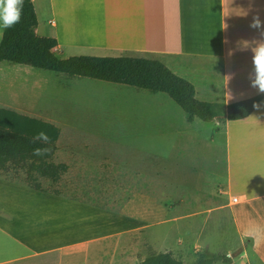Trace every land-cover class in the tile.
Wrapping results in <instances>:
<instances>
[{
  "label": "rangeland",
  "instance_id": "1",
  "mask_svg": "<svg viewBox=\"0 0 264 264\" xmlns=\"http://www.w3.org/2000/svg\"><path fill=\"white\" fill-rule=\"evenodd\" d=\"M215 74L219 81V68ZM194 85L196 99L206 100L205 88ZM0 92L18 102L16 111L60 127L55 161L69 166L57 184L41 179L47 192L29 188L22 172L0 175V226H18L23 208L49 219L25 226L28 241L47 232L49 245L74 246L75 264H139L164 250L191 264L204 249L217 253L204 239L192 243L210 209L225 205L210 217L226 215L228 228L234 225L222 123L191 125L165 93L7 62ZM2 245L14 244L0 234Z\"/></svg>",
  "mask_w": 264,
  "mask_h": 264
},
{
  "label": "crops",
  "instance_id": "2",
  "mask_svg": "<svg viewBox=\"0 0 264 264\" xmlns=\"http://www.w3.org/2000/svg\"><path fill=\"white\" fill-rule=\"evenodd\" d=\"M32 1L37 17L36 34L55 39V51L60 58L89 55L157 60L189 81L195 96L194 83L205 88L206 100L202 101L230 104L258 95L248 79L252 53L236 49L237 41L261 39L255 29L249 28V23L257 10L264 21V0ZM245 11L246 17L242 16ZM218 68L219 81L215 74ZM229 74L234 76L226 83L224 77ZM227 93L233 98L227 100ZM0 107L17 110L21 106L0 92ZM249 116L223 124L224 192L234 225L228 228L226 215H221L220 222L219 218L210 217L224 210L225 205L210 209L192 243L196 248L204 239V248L217 246V253L231 254L230 264H264V108L254 109ZM212 133L215 137V132ZM232 196L239 199L235 205L230 203ZM236 206H240L238 213ZM35 217L25 208L19 209L15 224L18 226L9 229L0 226V234L14 244L0 246V264H75L74 246L49 245L52 236L47 232L29 236L28 241L25 226L49 220ZM21 228L24 230L19 235ZM65 254L69 261H64Z\"/></svg>",
  "mask_w": 264,
  "mask_h": 264
},
{
  "label": "trees",
  "instance_id": "3",
  "mask_svg": "<svg viewBox=\"0 0 264 264\" xmlns=\"http://www.w3.org/2000/svg\"><path fill=\"white\" fill-rule=\"evenodd\" d=\"M37 17L32 0H24L23 15L19 24L4 31L0 41V64H19L61 74L69 79H92L165 93L185 113L186 121L195 118L203 122L240 120L253 111L254 102L264 99V94L230 104L200 101L195 97L194 86L186 79L173 73L157 60L130 56L79 55L60 58L56 54L57 41L36 34ZM45 131L51 138L52 151L45 157H35L32 150L43 145L31 142L32 137ZM61 129L58 125L40 117L13 109L0 107V175L24 174L25 184L36 191L47 192L41 179L51 184L59 183L68 172L69 166L56 162L58 140ZM230 264L232 258L226 254L204 249L197 253L191 264ZM139 264H185L171 250L152 252Z\"/></svg>",
  "mask_w": 264,
  "mask_h": 264
},
{
  "label": "clouds",
  "instance_id": "4",
  "mask_svg": "<svg viewBox=\"0 0 264 264\" xmlns=\"http://www.w3.org/2000/svg\"><path fill=\"white\" fill-rule=\"evenodd\" d=\"M24 0H0V39L3 37L4 31L19 24L23 15ZM251 10V2L250 8ZM248 11H245L242 16H247ZM225 27H227L225 25ZM249 28L255 29L261 39L240 40L237 41L238 51L250 50L252 53L251 62L252 70L248 75L250 87L256 89L258 94H264V21L261 20L259 11L257 10L253 14L252 19L249 23ZM227 42V41H225ZM231 55V52L229 53ZM214 57V56H213ZM215 58V57H214ZM216 60V58H215ZM234 74L225 76L226 83L233 78ZM231 93H227V100L232 99ZM227 102V101H226ZM252 107L256 110L264 108V101L259 103L254 102ZM257 121L254 116H249ZM31 142L33 144H41V147H35L32 150V155L35 157H45L51 151V138L45 131L36 133Z\"/></svg>",
  "mask_w": 264,
  "mask_h": 264
},
{
  "label": "built area",
  "instance_id": "5",
  "mask_svg": "<svg viewBox=\"0 0 264 264\" xmlns=\"http://www.w3.org/2000/svg\"><path fill=\"white\" fill-rule=\"evenodd\" d=\"M238 202H239L238 197H236V196H232V197H230V203H231V205H235V204H237Z\"/></svg>",
  "mask_w": 264,
  "mask_h": 264
}]
</instances>
